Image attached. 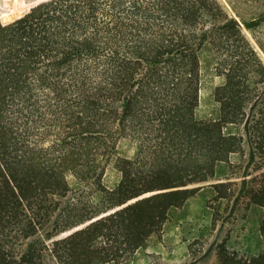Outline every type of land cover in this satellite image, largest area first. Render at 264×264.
Listing matches in <instances>:
<instances>
[{
	"label": "trees",
	"instance_id": "obj_1",
	"mask_svg": "<svg viewBox=\"0 0 264 264\" xmlns=\"http://www.w3.org/2000/svg\"><path fill=\"white\" fill-rule=\"evenodd\" d=\"M228 2L264 25V0ZM205 46L215 121L194 114ZM204 189L226 201L214 264H264L234 246L249 205L264 238V62L219 0H0V264H125Z\"/></svg>",
	"mask_w": 264,
	"mask_h": 264
},
{
	"label": "rangeland",
	"instance_id": "obj_2",
	"mask_svg": "<svg viewBox=\"0 0 264 264\" xmlns=\"http://www.w3.org/2000/svg\"><path fill=\"white\" fill-rule=\"evenodd\" d=\"M231 17H237L228 0H219ZM243 16L249 14L239 8ZM239 21V19H238ZM240 22V21H239ZM243 26V25H242ZM264 62V25L250 33L240 27ZM199 86L198 101L194 110L197 120H217L219 118V104L215 99V90L223 78L215 72L216 60L209 46L203 47L198 53ZM225 133H237L234 126H228ZM137 147L135 141L121 139L115 149V156L106 168L103 176V185L109 190L115 189L121 179L117 169L118 159H131ZM239 156L234 154L229 162L218 164L215 171L216 179L227 177L229 164H237ZM214 193L210 189L200 190L190 197L183 205L173 207L168 211V222L163 226L159 236H152L147 247L135 253V256L125 264H214L216 245L224 236L220 227L224 216L217 214L214 219V210L224 212L226 201L218 207L213 200ZM223 209V211H221ZM218 211V212H219ZM242 216V232L234 242L236 250L248 256H257L264 253V238L260 234L262 209L249 205L245 211L237 212ZM226 226V225H225ZM228 227V225H227Z\"/></svg>",
	"mask_w": 264,
	"mask_h": 264
},
{
	"label": "water",
	"instance_id": "obj_3",
	"mask_svg": "<svg viewBox=\"0 0 264 264\" xmlns=\"http://www.w3.org/2000/svg\"><path fill=\"white\" fill-rule=\"evenodd\" d=\"M234 19H236L237 21H238V19L236 18V17H233ZM238 23H239V25H240V27H242V28H244L243 26H242V24L238 21Z\"/></svg>",
	"mask_w": 264,
	"mask_h": 264
},
{
	"label": "crops",
	"instance_id": "obj_4",
	"mask_svg": "<svg viewBox=\"0 0 264 264\" xmlns=\"http://www.w3.org/2000/svg\"><path fill=\"white\" fill-rule=\"evenodd\" d=\"M223 83H224V79H223V82H222V84H223ZM222 84H221V85H222ZM221 85H220V86H221ZM217 166H218V165H217Z\"/></svg>",
	"mask_w": 264,
	"mask_h": 264
}]
</instances>
